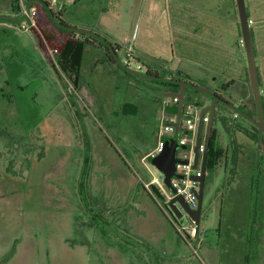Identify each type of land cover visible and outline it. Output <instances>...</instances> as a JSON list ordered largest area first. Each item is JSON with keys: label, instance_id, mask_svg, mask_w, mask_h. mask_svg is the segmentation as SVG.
Segmentation results:
<instances>
[{"label": "rangeland", "instance_id": "rangeland-1", "mask_svg": "<svg viewBox=\"0 0 264 264\" xmlns=\"http://www.w3.org/2000/svg\"><path fill=\"white\" fill-rule=\"evenodd\" d=\"M36 9V31L46 49L34 30L20 27L22 22L0 21V264H244L246 245L234 234L251 227L254 161L247 158L236 174L228 168L207 175L201 241L190 246L179 230L190 221L171 216L165 180L151 159L140 160L156 145L160 120H175L171 108L164 110L165 91L180 90L122 75L105 62V50L91 47L84 49L76 87L74 77L59 69L45 34L56 38L54 44L67 36L41 4ZM11 11L12 0H0V14ZM71 11L67 6V23ZM125 54L118 53L121 61ZM188 96L208 99L191 91ZM203 108L185 112L199 121ZM229 113L224 106L217 109L216 128L221 129L220 116ZM183 156L189 153L180 152ZM151 172L159 177L156 186L165 199L154 198L151 185L146 187ZM255 197L257 220L264 199ZM259 232L255 226L253 234ZM256 248L253 238L250 255ZM207 252L219 257L218 263L209 261Z\"/></svg>", "mask_w": 264, "mask_h": 264}, {"label": "crops", "instance_id": "crops-1", "mask_svg": "<svg viewBox=\"0 0 264 264\" xmlns=\"http://www.w3.org/2000/svg\"><path fill=\"white\" fill-rule=\"evenodd\" d=\"M43 1L50 4V10L61 14L62 20L67 6H70L71 23L65 21L68 25L97 32L111 44L120 46L126 54L133 53L145 67L143 72L150 69L165 78H178L181 74V77L190 78L183 80L191 82L198 80L206 87L216 84L215 88L219 89L213 92L224 91L242 111L252 117L257 116L248 53L247 50L244 51L245 45L241 44L243 33L237 0H37L28 2V5L36 9V4L43 5ZM243 1L264 110V0ZM13 5L12 0V9ZM10 16H16L14 11H11ZM250 20L252 23H249ZM103 55L105 62L111 67L121 69L122 75L134 76L120 68L117 63L109 62L105 52ZM79 82L80 80L77 81V87L80 85ZM165 92L164 97L168 101H163L164 110L168 108L173 110L175 105L169 102V98L175 97V92L169 89ZM205 101L206 103L200 100L205 103L202 107L210 103L209 98ZM128 109L129 107L125 105L124 110ZM135 110L136 107L132 106L130 111ZM173 117L175 118L176 114ZM239 118L240 116L237 119ZM162 120L167 121V119L160 121ZM204 135L205 129L203 138ZM151 150H148L140 160L147 159ZM151 175L148 176L150 182L148 184H160L159 177L153 172ZM170 194L169 191L168 197ZM221 212L223 216V210ZM218 221L219 232L222 217L221 220L218 218ZM199 229L196 240L201 241L200 226ZM239 236L243 237L246 245L245 264L246 260L250 259L249 249L252 240L256 238L258 241L259 234L254 235L249 228L247 233L242 231L234 234V238ZM207 258L215 263L220 260L208 252Z\"/></svg>", "mask_w": 264, "mask_h": 264}, {"label": "water", "instance_id": "water-1", "mask_svg": "<svg viewBox=\"0 0 264 264\" xmlns=\"http://www.w3.org/2000/svg\"><path fill=\"white\" fill-rule=\"evenodd\" d=\"M238 8L240 12V19L242 24V33H243V41L244 45L246 47L248 58H249V64H250V76H251V83L254 91V98L257 108V116L252 117L246 112L242 111L238 105L232 104L231 102L221 98L216 92L210 91L206 88H203L201 86L195 85L193 82L178 78H165L154 74H149L148 72H141V71H135L128 67H125L120 60L117 52L114 49V45L107 41V39L103 38L102 36L98 35L96 32L88 29H80L75 28L66 24H63L59 21L56 22V24L65 29L69 30L75 33H81L85 35H90L94 38H99L103 40L106 45L108 46V49L113 53L116 63L125 69L128 73L142 77L149 80L154 81H161V82H168L172 84H176L182 87L180 94H175L174 96L179 97V104L176 112V119L175 121L167 120L165 121V126H168L170 128L174 129V134L171 136L165 144V147L162 152H160L158 155L152 157L151 164L158 168L161 172L162 178L166 182V186L171 194H176V187H175V180H185L187 179L186 174H182L177 171V166L179 164H185L188 165L190 163V159L192 156V153H194V163H193V169L197 170L200 165V175L192 173L189 176V179L191 181H194L198 183V191L196 192L198 195V206L196 209H192L186 200L181 196H174L171 198V200L168 203V208L171 211L172 215L176 219H181L184 214L187 215L190 220L194 221V223L197 226H200L201 223V216L203 213V201H204V195L206 191V179H207V159H208V149L210 146L211 141V135H212V129H213V122L214 117L217 111V105L222 104L226 108L232 110L235 112L238 116L248 120L252 124L256 125L259 130V139L261 140V137L264 135V110L262 105V99H261V91L258 84V74L256 70V60L253 55V48L252 43L250 39L249 34V27H248V20L247 16L245 14L244 9V1L243 0H237ZM32 4V2H31ZM10 19L11 21H15L14 17L1 15L0 19ZM22 20H18L20 23ZM192 88L200 92V94L212 99V103L209 106H206L203 108V110L200 113L199 121H198V135L196 139V143L194 147L191 149V146L188 144H183L180 142V138L182 135H188L190 131L188 129L183 128V121L187 120H195L196 115L186 113L184 111L185 106H192V107H202V102H190L186 101V88ZM208 115L209 122L205 125L204 118ZM205 129V135L203 138V133ZM260 140L258 143V152L257 157L259 156V149H260ZM204 144V151L201 154L200 153V147L201 144ZM188 152L190 157L184 158L180 157V152ZM201 160V163H200ZM255 187V186H254Z\"/></svg>", "mask_w": 264, "mask_h": 264}, {"label": "trees", "instance_id": "trees-1", "mask_svg": "<svg viewBox=\"0 0 264 264\" xmlns=\"http://www.w3.org/2000/svg\"><path fill=\"white\" fill-rule=\"evenodd\" d=\"M30 1H37V0H30ZM13 2H14L13 11L16 15L14 16L15 21H11L10 19L7 18L0 19V21L9 22L13 24L19 23L18 20L23 21V18L19 15L20 0H13ZM34 5L35 4H33L32 7H34ZM42 6L47 12L48 18L51 20V22H53V24L58 29V31L61 34L67 36L66 37L67 39L62 44H58V43L54 44V40L56 38L49 34L47 35V33L45 34L49 46L52 48L53 51L57 53V57H58L57 64L59 69L62 72L74 77V82L76 87L78 85L77 81L81 77V64H82L83 52L86 47L89 46V47H95L101 50H105V54L108 61L113 64H116V60L113 53L108 49V46L103 40L99 38H94L90 35L75 33L59 27L56 24L57 21L68 25L64 20H62L61 14H57L52 10H50L49 9L50 4L47 2L43 1ZM34 31L40 47L46 49L45 44L41 41L42 38L40 34L35 29ZM114 46H115L114 49L118 54L121 51V47L118 45H114ZM57 69L58 68H56V70ZM147 72L149 74L158 75L157 73L152 72L150 69ZM178 76H180L178 78L190 79L188 78V76L181 77L182 76L181 74H179ZM154 82H159V81H154ZM159 83L169 85L176 88L177 90H180L178 93L175 94H180L181 92L182 87L179 85L168 82H161V81ZM186 89L187 91H191V93H198L192 88H186ZM254 106L255 109L257 110L256 104H254ZM177 108L178 106L173 107V112H172L173 115L176 114ZM226 109L230 111V113L228 115L220 116L221 129L216 128L213 123L211 141L208 149L207 173L209 175L214 174V172L217 171L218 172L221 171L220 173H222V171L226 172V170L229 168L231 174H236L241 170V166L243 165L242 162H244L247 158L253 160L254 161L253 175L251 180V185H252L251 189L253 192V197L256 196L255 198L257 199L258 197L262 196V199H264V180H263L264 136H262L260 140L259 130L256 125L252 124L248 120L245 123L238 122L237 119L238 117L237 118L234 117L236 113L228 108ZM229 118H231L232 122L228 121ZM259 140H260V149H259V156L257 157ZM250 151L254 152L253 158L251 155H249ZM148 183L150 182L149 181L146 182L145 185ZM150 185H151L150 190L152 192V196L156 199L158 198L163 199L164 196L161 194L159 188L154 184H150ZM255 210H254V214L257 212V210L256 211Z\"/></svg>", "mask_w": 264, "mask_h": 264}, {"label": "built area", "instance_id": "built-area-1", "mask_svg": "<svg viewBox=\"0 0 264 264\" xmlns=\"http://www.w3.org/2000/svg\"><path fill=\"white\" fill-rule=\"evenodd\" d=\"M30 0H20V16L23 18L22 23H20V27L27 31L37 30L39 25L37 22V10L35 8H31L28 5V2ZM249 23H252V20L249 21ZM241 44L244 45V41L241 40ZM122 63L125 67L131 68L133 65H135L136 71L143 72V66L141 63L137 60V58L133 55V53L128 52L125 56V58L122 60ZM169 102L172 105H178L179 104V97H170ZM234 117H239L237 114L234 115ZM176 119V117H175ZM172 120V119H171ZM166 121V120H165ZM165 121L162 120L161 124L159 126L158 130V136H157V142L156 145L153 147V149L150 151V153L147 155L148 159H152V157L158 155L160 152L163 151L166 141L173 136L174 129L170 128L168 126H165ZM173 121V120H172ZM175 121V120H174ZM186 123V126L184 125L183 128L188 129L190 133L188 135H182L180 138V142L183 144H188L191 146V149L194 147L198 135V117L196 116L195 120H187L184 121ZM209 122L208 115L204 118L205 125ZM204 151V144L202 142L200 147V153L202 154ZM184 158H189L190 155L183 156ZM193 163H194V153H192L190 163L188 165L185 164H179L177 166V171L186 174L188 177L185 180H175V187H176V194H170L168 200H171L174 196H181L183 197L188 205L192 209H196L199 203L198 200V183L191 181L189 179V176L194 173L197 175H200V166L197 170L193 169ZM146 187H149L148 184H146ZM181 234L183 235L185 241L191 246L193 241H196L200 229L199 226H197L194 221L190 222V225L188 227H181L179 228Z\"/></svg>", "mask_w": 264, "mask_h": 264}, {"label": "flooded vegetation", "instance_id": "flooded-vegetation-1", "mask_svg": "<svg viewBox=\"0 0 264 264\" xmlns=\"http://www.w3.org/2000/svg\"><path fill=\"white\" fill-rule=\"evenodd\" d=\"M189 88V87H187ZM195 90V89H194ZM197 91V90H195ZM198 92V91H197ZM188 93L187 89H186V94ZM200 93V92H198ZM221 98L225 99L228 101V99L223 95V91H218L216 92ZM210 99V98H209ZM200 101L198 98H196L195 96H188L186 101H190L192 103L196 102V101ZM231 102V101H229ZM212 103V99H210V103L209 105ZM232 104H234L233 102H231ZM208 105V106H209ZM236 105V104H235ZM238 105V104H237ZM221 106H224L222 104H219L217 105V109ZM186 107H189V108H195V107H192V106H185L184 108V111L186 109ZM225 107V106H224ZM238 107L240 108V106L238 105ZM226 108V107H225ZM241 109V108H240ZM186 113H190V112H186ZM191 114V113H190ZM183 126H184V121H183ZM264 136V135H263ZM228 170V169H227ZM219 200L220 198L218 197V199L215 200V202L213 203V206H214V211L212 213V216L213 218L215 216H217V208H218V203H219ZM252 210H251V227H250V232H253L255 226L259 228V240L256 241V244H257V248L255 249V252L254 254L250 255V258H252L254 260V264H264V207L262 209V212L259 214L257 220H256V216L254 214V197H253V202H252ZM171 212V211H170ZM222 213V212H221ZM172 214V213H171ZM203 214V213H202ZM253 214V215H252ZM173 216V215H171ZM184 216H186L188 218V220L191 222L192 220H190V218L184 214ZM183 216V217H184ZM201 219H202V216H201Z\"/></svg>", "mask_w": 264, "mask_h": 264}]
</instances>
